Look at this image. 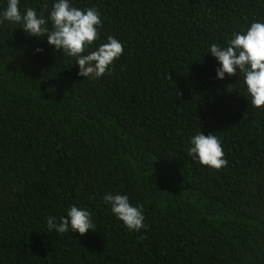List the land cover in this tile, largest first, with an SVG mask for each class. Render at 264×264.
<instances>
[{
	"label": "trees",
	"instance_id": "trees-1",
	"mask_svg": "<svg viewBox=\"0 0 264 264\" xmlns=\"http://www.w3.org/2000/svg\"><path fill=\"white\" fill-rule=\"evenodd\" d=\"M73 3L100 12L97 44L122 43L103 78L0 24V264H264V111L208 53L264 22V0ZM199 131L220 139L226 167L188 155ZM107 193L142 206L145 227L127 230ZM72 205L93 230L48 232Z\"/></svg>",
	"mask_w": 264,
	"mask_h": 264
},
{
	"label": "clouds",
	"instance_id": "clouds-1",
	"mask_svg": "<svg viewBox=\"0 0 264 264\" xmlns=\"http://www.w3.org/2000/svg\"><path fill=\"white\" fill-rule=\"evenodd\" d=\"M5 22L18 25L29 36L46 37L47 44L56 52L74 60L78 75L83 78H103L124 52L122 43L114 36L96 43L103 27L100 12L95 7L78 8L73 0H52L50 10L39 11L34 7L21 8V0H6L0 8V24ZM42 51L36 49L37 53ZM208 53L219 65L217 79L242 77L251 107L264 111V22H252L245 30L233 32L224 44L212 43ZM189 145L188 155L202 166L216 170L227 166L221 141L215 134L196 132L190 136ZM103 199L127 230L135 232L145 227L142 206L132 204L128 195L107 193ZM94 227L91 213L77 205L69 207L66 216L58 220L51 215L46 218L47 231L59 235H85Z\"/></svg>",
	"mask_w": 264,
	"mask_h": 264
}]
</instances>
